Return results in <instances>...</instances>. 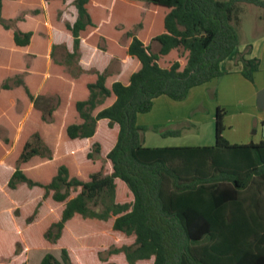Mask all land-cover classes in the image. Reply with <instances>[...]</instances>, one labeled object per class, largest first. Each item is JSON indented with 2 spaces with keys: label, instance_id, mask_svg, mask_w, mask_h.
<instances>
[{
  "label": "trees",
  "instance_id": "1",
  "mask_svg": "<svg viewBox=\"0 0 264 264\" xmlns=\"http://www.w3.org/2000/svg\"><path fill=\"white\" fill-rule=\"evenodd\" d=\"M5 1L17 0H0V264H26L37 248L60 250L39 264H264V139L230 143L220 107L211 145L145 146L149 127L136 123L159 95L180 101L221 77L233 52L253 81L259 60L245 57L250 45L237 52L233 21L239 3L264 8V0H44L52 47H65L76 74L53 51L46 66L45 30L33 42L18 26L43 9L5 16ZM90 27L100 30L98 55L81 43ZM32 43L38 50H27ZM114 56L129 59L116 74ZM44 97L55 99L47 110Z\"/></svg>",
  "mask_w": 264,
  "mask_h": 264
},
{
  "label": "rangeland",
  "instance_id": "2",
  "mask_svg": "<svg viewBox=\"0 0 264 264\" xmlns=\"http://www.w3.org/2000/svg\"><path fill=\"white\" fill-rule=\"evenodd\" d=\"M263 14V7L250 3L238 4L237 19L233 22L240 44L264 36ZM55 53L70 72L77 73L74 61L66 62L63 49H58ZM112 69H116V64ZM256 76L254 82L244 84V81L239 83L236 78L231 79L233 76L223 74L209 83L198 86L192 90L188 98L180 101L166 95L161 96L149 112L137 114V124L149 127L141 132L143 144L145 146L214 144L217 107L223 108L225 112L222 132L224 138L232 143L250 140L259 142L264 134V109L257 105L256 93L259 89L256 88L264 85V74L261 72ZM54 100L51 97H44L39 99L38 105L47 110ZM155 122L160 123L162 128L180 129V134L164 137L150 129L151 124ZM4 132L5 130L0 128V133L4 135ZM43 252L46 251L39 248L29 249L27 264H37ZM53 254L60 257V251L57 249H54Z\"/></svg>",
  "mask_w": 264,
  "mask_h": 264
},
{
  "label": "crops",
  "instance_id": "3",
  "mask_svg": "<svg viewBox=\"0 0 264 264\" xmlns=\"http://www.w3.org/2000/svg\"><path fill=\"white\" fill-rule=\"evenodd\" d=\"M120 1L123 2V3H126V4H132V5H134L137 2H139V0H120ZM35 6H40L43 9V15L42 16L35 15L34 13L27 11L28 14L25 16V20L22 19L18 23V26L21 27L23 30H32L33 31V33H34L33 36H32L33 37L32 38L33 42L35 41L36 38H37V41H38V38H39L38 37L39 36L38 32H39V30L43 29V30H45L47 32V36L48 37L46 39L45 52H44L45 53L44 55L46 57V66H47L52 51H53L54 58L56 60H58V58L56 57V53L55 52L58 49H63L64 50V55H65L66 49L63 46H57V47H55V49L52 47V42L55 41V39H56L55 38L56 32H55V30H53V27H55L56 25L52 24V22H51V17L49 15L50 13H49V11L47 9V4L44 2V0L5 1L4 5H3V13H4L5 16L14 15L16 13V11H20V10H23V13H24L27 9L30 10L31 8H33ZM66 9H67V13H68V16H69V14H70L69 10H71V7H69V5H67ZM106 22L107 21H103L104 24ZM59 26H61L59 28H60V31L63 32L62 34L63 35L65 34L67 36V38L64 39V41L67 42L68 49L70 50L71 49V37H70L68 32L64 31V29L62 27V24L61 25L59 24ZM107 28H108V33L104 32V34L105 35H109L107 37H109L110 39L113 38V40H115L117 32L114 31V29H112L111 27L107 26ZM99 31H100L99 28L90 27L84 33H82L81 43H82V45L86 44L87 42L91 43V47H92V51L91 52L93 53V55H98L99 54L98 53L99 50L95 46L96 45V35L98 34ZM7 33H8V36H9V32H7ZM7 33H5V35ZM126 41H127L126 37L123 36L120 39L119 44L112 43L111 46L115 47L116 49L112 48L111 49L112 51L108 52V53L111 54V55H114L112 52H116V50H118V46L119 45H124L126 43ZM249 45H250V49H249L248 53L245 54V57H247V58L255 57V58H257L259 60L258 69L253 73V81H249L248 79H246L242 75V73H241L242 62L237 60L235 52H233L230 56H228L220 64V67L224 71L225 75L228 74V77L233 76V78H231V79L235 80L234 78H236L239 81V83H243V81H244V84H245V82L246 83L247 82H254V80L257 77L256 75L260 74L261 72L264 74V36H261L260 38H254V39H251V40H247L246 42H243L241 44L239 43L237 48H236L237 52H239V53L244 52L248 48ZM150 48H151V51L156 52V51L159 50L160 44L157 41H152L150 43ZM27 50L28 51H34V50H38V49H36V47L34 48L33 47V43H32L31 45L28 46ZM128 63H129V59L124 58L123 61H119L114 56L113 60L109 64L108 72L113 73V74L119 73L121 71L122 64L123 65H127ZM115 64H116V69H112V66L115 65ZM0 67H1V69H0V72H1L2 66H0ZM19 69L20 68H18L16 70H19ZM45 78H46V74H44L42 79L40 81H38V85L36 86V90H35L36 94L39 92L40 88L42 87V85H43V83L45 81ZM213 79H215V78H213ZM212 80H210L209 82H211ZM209 82H206V83H209ZM206 83H204V84H206ZM204 84H201V85H198V86H202ZM198 86L192 87L189 90L188 95L186 96V98H188L190 93L192 92V90H194ZM262 87H264V85L259 87V88H256V89H260ZM161 96H163V94L159 95L156 98H154L152 108H153L156 100L159 99ZM31 109H32V103L24 104V106H23V110H24L23 114H22V116L20 117V119L17 122V127H16V131H15V135H14V140L17 138V135H18V132L20 130V127H21L23 121L25 120L26 116L28 115V113H29V111ZM263 121H264V119H263ZM136 123H137V117H136ZM139 125L146 126L144 124H139ZM153 125H161V124L158 123V122H155L154 124L153 123L151 124V126H153ZM263 129H264V122H263ZM261 137H262V139H264V134H262ZM250 141H252V140H250ZM250 141L239 142V143H248ZM252 142H254V141H252ZM230 143H232V142H230ZM233 143H236V142H233ZM39 249H44L46 252H52V253L54 251V249H48V248H39ZM46 252H43L41 258L43 257V255ZM41 258L39 257L40 260H41ZM57 258H59V257H57ZM40 260H39V262H40ZM39 262L37 264H39ZM26 264H27V262H26Z\"/></svg>",
  "mask_w": 264,
  "mask_h": 264
},
{
  "label": "water",
  "instance_id": "4",
  "mask_svg": "<svg viewBox=\"0 0 264 264\" xmlns=\"http://www.w3.org/2000/svg\"><path fill=\"white\" fill-rule=\"evenodd\" d=\"M256 102L259 108L264 109V88L257 91Z\"/></svg>",
  "mask_w": 264,
  "mask_h": 264
}]
</instances>
